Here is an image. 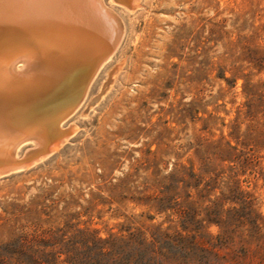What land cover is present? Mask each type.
I'll return each mask as SVG.
<instances>
[{
	"label": "rangeland",
	"instance_id": "rangeland-1",
	"mask_svg": "<svg viewBox=\"0 0 264 264\" xmlns=\"http://www.w3.org/2000/svg\"><path fill=\"white\" fill-rule=\"evenodd\" d=\"M104 2L124 33L63 119L71 132L0 177V264L5 244L44 230L118 237L151 264L257 263L264 0Z\"/></svg>",
	"mask_w": 264,
	"mask_h": 264
},
{
	"label": "bare ground",
	"instance_id": "bare-ground-1",
	"mask_svg": "<svg viewBox=\"0 0 264 264\" xmlns=\"http://www.w3.org/2000/svg\"><path fill=\"white\" fill-rule=\"evenodd\" d=\"M66 1L0 0V166L5 169L34 164L64 142L71 131L62 128L63 119L78 105L124 31L101 0ZM25 9L40 19L10 25ZM76 21L91 24L73 28ZM67 22L74 23L60 27ZM30 140L36 148L18 157V148Z\"/></svg>",
	"mask_w": 264,
	"mask_h": 264
},
{
	"label": "trees",
	"instance_id": "trees-1",
	"mask_svg": "<svg viewBox=\"0 0 264 264\" xmlns=\"http://www.w3.org/2000/svg\"><path fill=\"white\" fill-rule=\"evenodd\" d=\"M61 234L56 236L54 231L44 230L22 235L4 245L2 263L62 264L64 261L70 264H151L152 261V258L118 245V237L104 239L85 231L81 232L82 238L77 234ZM127 244L132 245V240ZM64 254L66 258L61 260ZM263 259L254 263L253 259L247 261L246 257L237 254L230 258L231 264H263ZM156 264L162 263L157 261Z\"/></svg>",
	"mask_w": 264,
	"mask_h": 264
},
{
	"label": "water",
	"instance_id": "water-1",
	"mask_svg": "<svg viewBox=\"0 0 264 264\" xmlns=\"http://www.w3.org/2000/svg\"><path fill=\"white\" fill-rule=\"evenodd\" d=\"M68 1V0H67ZM66 1V2H67ZM114 1H116V2H118V3H121V4H124V5H127L128 7H133V2H131V3H129L128 1H119V0H114ZM66 2H65V4H66ZM101 4H102V7H103V9H104V11H107V13L109 14V15H111V16H113V17H115L117 20H119V22H120V20H121V17L111 8V7H109L107 4H105V2H104V0H101ZM73 5V4H72ZM71 5V6H72ZM70 6V7H71ZM11 8V7H10ZM27 8H29V6L27 7ZM79 8V7H78ZM77 8V9H78ZM81 9V8H80ZM14 11V10H13ZM24 11V13L26 12V9L25 10H23ZM22 11V12H23ZM11 13V12H10ZM13 13V12H12ZM32 12L29 10L28 12H26L24 15H23V17H19L17 20H14V19H12L11 21H10V25H15V26H20V27H22V26H25L26 24H29V23H31V22H33L34 21V19L32 20V18L31 17H33L32 16ZM10 16V15H9ZM72 16V15H71ZM84 15H83V12H82V17H83ZM50 17H52V14H50L49 16H46V19L48 18H50ZM73 17V16H72ZM33 18H35V17H33ZM41 18H42V16H41ZM36 19V18H35ZM37 19H40V15L37 17ZM36 19V20H37ZM73 19H75L74 17H73ZM77 20V19H76ZM44 21H46L45 20V18H44ZM123 21V20H122ZM77 23H79V24H77V23H75L74 25H72L73 26V28L75 27H77V25H85V26H88L89 24H91V22H88V23H86V24H81L79 21H76ZM83 22V21H82ZM74 22H67L65 25H63V26H60L61 28L63 27V28H68V27H71V24H73ZM89 27V26H88ZM11 28V27H10ZM20 65H22L21 63H20ZM27 154V153H26ZM25 156V155H24ZM23 157V156H22ZM22 157H20V158H22ZM24 166H22V167H16V168H11V169H5V167H3V166H0V177H2V176H5V175H7V174H9V173H11V172H13V171H15V170H17V169H19V168H23Z\"/></svg>",
	"mask_w": 264,
	"mask_h": 264
}]
</instances>
